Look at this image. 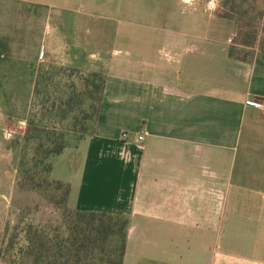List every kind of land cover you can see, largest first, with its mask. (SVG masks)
I'll return each instance as SVG.
<instances>
[{
	"label": "crops",
	"instance_id": "1",
	"mask_svg": "<svg viewBox=\"0 0 264 264\" xmlns=\"http://www.w3.org/2000/svg\"><path fill=\"white\" fill-rule=\"evenodd\" d=\"M222 10L209 14L206 0H0V156L38 77L103 75L91 131L50 177L70 186V210L127 219L123 264H264V112L246 105L264 102V52L230 58L236 26Z\"/></svg>",
	"mask_w": 264,
	"mask_h": 264
},
{
	"label": "trees",
	"instance_id": "2",
	"mask_svg": "<svg viewBox=\"0 0 264 264\" xmlns=\"http://www.w3.org/2000/svg\"><path fill=\"white\" fill-rule=\"evenodd\" d=\"M257 0H223L220 18L237 24V34L229 49V56L250 62L253 50L264 52V10L257 11ZM244 7H247L244 9ZM41 77H38V82ZM84 92L70 97L59 110L63 119L73 114L85 99L90 102V127L76 132L56 131L45 126L30 124L24 135V145H32L30 159L22 158L18 170L17 188L22 192H36L55 209L61 211L60 227L48 230L28 225L25 228L26 248L23 257L29 264H123L126 250L128 221L108 213L79 212L68 208L70 186L51 179L54 161L71 144L91 131L102 101L105 77L92 74L82 78ZM35 86V88H36ZM77 120V118L75 117ZM87 118L85 117V120ZM68 134H71L70 138ZM11 247V246H10ZM22 253V252H21Z\"/></svg>",
	"mask_w": 264,
	"mask_h": 264
},
{
	"label": "rangeland",
	"instance_id": "3",
	"mask_svg": "<svg viewBox=\"0 0 264 264\" xmlns=\"http://www.w3.org/2000/svg\"><path fill=\"white\" fill-rule=\"evenodd\" d=\"M261 8L262 5L257 2V11ZM234 24L237 34L238 27L236 23ZM261 40H264V35L261 36ZM55 75L41 77L34 89L28 118L21 120L26 122V129L20 131L21 134L11 141L4 138L6 128L1 133L0 193H3L0 197V264H29L23 257V250L26 248L24 231L28 225L48 230L62 228L60 210L55 209L36 192H22L17 188L19 164L25 155L26 159H30L32 155V145L26 147L23 142L31 123L40 124L48 129L55 128L60 132L69 131L73 120L76 132L91 125L88 120L91 118L90 102L85 99L81 100L80 106L74 109L73 114L64 119L58 115L70 97L84 92L81 81L85 77H74L73 74L69 75L70 77H60L61 73ZM19 122L13 121L7 127L16 126ZM70 136L71 134H68L69 138ZM76 138L78 136L70 138L71 144L76 142ZM67 166L65 161L55 165V176H64V171L68 170Z\"/></svg>",
	"mask_w": 264,
	"mask_h": 264
},
{
	"label": "built area",
	"instance_id": "4",
	"mask_svg": "<svg viewBox=\"0 0 264 264\" xmlns=\"http://www.w3.org/2000/svg\"><path fill=\"white\" fill-rule=\"evenodd\" d=\"M221 1L222 0H206V11L211 15L217 13L219 11ZM246 105L264 112V102L260 103V102H254V101L249 100L246 102ZM25 129H26V122L21 121L16 126L7 127L4 130V138L7 141L14 140L16 136L21 134L20 131H23ZM121 139L124 141H127L128 134L123 133L121 135ZM144 141H145V133H140L136 137V144L138 145L140 149H142Z\"/></svg>",
	"mask_w": 264,
	"mask_h": 264
}]
</instances>
